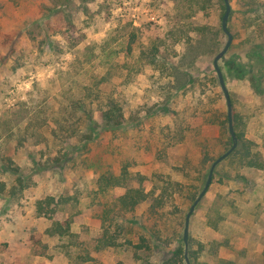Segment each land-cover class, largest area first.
<instances>
[{"label":"rangeland","instance_id":"1","mask_svg":"<svg viewBox=\"0 0 264 264\" xmlns=\"http://www.w3.org/2000/svg\"><path fill=\"white\" fill-rule=\"evenodd\" d=\"M230 2L220 66L241 138L191 215L192 264H264V94L224 60L264 68V0ZM224 12L0 0V264H161L178 249L187 264V214L233 144L213 64ZM113 100L118 126L102 118ZM57 221L65 234L49 232Z\"/></svg>","mask_w":264,"mask_h":264},{"label":"water","instance_id":"2","mask_svg":"<svg viewBox=\"0 0 264 264\" xmlns=\"http://www.w3.org/2000/svg\"><path fill=\"white\" fill-rule=\"evenodd\" d=\"M224 2H225V12H224L223 17H222V29L227 35V42H226L225 46L222 48V50H220L216 54L214 61H213V64H214V68L216 70V73L218 75L220 85L222 87V90H223L225 98H226L227 107H228L229 132H230L233 144L226 152H224L222 155H220L212 163L210 170H209L208 178H207L206 183H205V186L202 189V191L200 192L199 196L195 199V201L191 205L190 210L187 214L186 224H185V229H184L185 259H186L187 264H192L190 261V258H189V250H188L189 224H190L191 215L194 212L198 203L205 196L208 188L210 187V185L213 181V177H214V173H215V169H216L217 165L222 160H224L225 158L230 156L235 151V149L238 146V142H239V138H238L237 132L235 130V126H234L233 102H232L230 91H229L227 84H226V80H225L223 70L220 66V60L223 59L225 57V55L228 53L230 47L232 46L233 40H234V36H233V34L229 28V19H230V15H231V11H232V5H231L230 0H224Z\"/></svg>","mask_w":264,"mask_h":264},{"label":"trees","instance_id":"3","mask_svg":"<svg viewBox=\"0 0 264 264\" xmlns=\"http://www.w3.org/2000/svg\"><path fill=\"white\" fill-rule=\"evenodd\" d=\"M224 1V0H223ZM205 7L203 6L202 9ZM259 7L256 8L258 10ZM158 49V48H156ZM258 56H262L259 49L253 54L254 59H257ZM226 61L227 67L240 79L249 80L251 86L254 88L255 92L258 94H264V86L261 81V72L263 71V66L258 69V71L254 70V62L255 60H251L249 62L241 60L238 56H234L232 59H224ZM253 61V63H252ZM110 102V101H109ZM106 103L108 106L104 110H102V118L106 125L118 126L121 125L124 120V113L122 107L117 103H114V100L110 103ZM228 121V117H227ZM235 126V123H234ZM238 138H241V135L237 133ZM70 225V224H67ZM69 227V226H68ZM67 227V228H68ZM67 228L64 227L63 222L57 221L50 228L49 232L52 234H65L67 232ZM109 242V241H107ZM115 242L110 241L106 245H114ZM177 258V259H176ZM184 259V249H178L171 258L164 260L161 264H178L176 263L178 260Z\"/></svg>","mask_w":264,"mask_h":264}]
</instances>
